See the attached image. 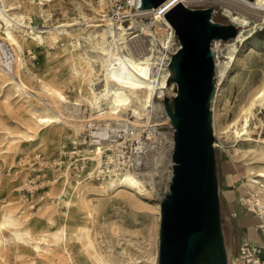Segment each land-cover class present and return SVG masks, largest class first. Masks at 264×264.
Returning a JSON list of instances; mask_svg holds the SVG:
<instances>
[{
	"label": "rangeland",
	"instance_id": "374dc122",
	"mask_svg": "<svg viewBox=\"0 0 264 264\" xmlns=\"http://www.w3.org/2000/svg\"><path fill=\"white\" fill-rule=\"evenodd\" d=\"M127 1L128 0H102L100 3L99 0H43L42 12L31 11L29 0H6V4L9 6L20 4L15 10L20 9L24 12L25 23H30L33 26H37L39 29H44L46 25L51 24L63 22L70 23L66 28L72 33L71 40H73L75 44L78 41L81 42L82 47L85 46L87 47L86 49L89 48L87 50L89 53H93L90 50V43L93 41V38L85 37V31L90 30L84 22L85 19L89 20L88 23H102L97 29L106 26L108 21L114 26L120 24L124 27H128L127 31L131 33L126 34V38L132 34L138 33L142 36L147 46L154 49L155 55H167L169 52L174 51L176 48L174 43L176 36L174 35L175 37H173L172 43H167V38H165L166 33L161 25H159L158 29H155V25L150 24L148 31L141 33L142 31L137 24L140 22L146 24L150 23L151 15H134L135 10L137 11L135 6H130L132 7L130 11L132 12L131 16L124 17L118 22L113 21L112 15L115 14L120 5L121 8L123 7L125 10L127 8L130 9L127 5ZM190 1L191 0H189L187 4L190 8H211V19L213 21L221 24H233L224 12L225 7H227L226 4L218 0H208L206 2L196 0ZM124 3L126 5H124ZM233 25L237 27V31L239 29L243 33V38L241 40L236 39L235 34L232 36V41H229V39L232 38L229 37L222 40L215 39L212 42L213 44L217 41V44H220V48H223V53L220 54V57L228 61L222 75H216L214 77L215 87L218 82L220 83V87L213 100V105L211 104V123L214 121V113H217L215 121L216 130H214L213 125L211 127L213 143H215L213 149L216 169L218 173H221L220 178L223 179L222 188L237 189L239 192L237 200L241 209L239 213L244 216L245 220L251 223L250 231L254 232L258 238L261 237L262 244H264V234L259 228H256L255 225L260 224V219L256 211L250 209L251 205L247 200L251 193L246 184L248 177L245 172L246 165L244 163V156L241 154V149L247 144L246 138L251 141L262 140L264 138V106L257 105L253 109V114L250 116L248 124V132H243L242 135L237 138H233L230 132L233 128L230 127L238 115L239 107L243 104L246 94L259 85L263 75L264 24H262L261 27L258 23L252 22L247 25ZM252 26H254L253 29H251ZM15 33H17L19 38L25 37V40L30 38L29 29H26V31L17 29ZM39 33L44 34V32ZM67 37V35L60 34L53 44L44 41L43 43H31L27 48H24L23 55L28 69L26 73H22V78L28 85L36 90H41L43 81H47L51 85L61 87L66 93L68 90L74 88L76 79L71 72V58L64 55L61 50V47L67 44ZM0 38L3 39L1 32ZM131 39L134 38L132 37ZM232 42L235 47L230 51V48L226 46ZM76 49L78 48L76 47ZM120 49H122L121 52L123 53L127 52L125 46ZM79 50L84 49L80 48ZM74 52L76 51H73V53ZM2 69L4 68L2 67ZM37 77L42 79L39 80ZM8 86L9 85H5V83H0V105L7 92ZM175 90V85L172 84L171 81L168 82L163 96H158V93L155 92L154 100L160 103V106L156 105L157 107H154L147 115L142 114L140 118L141 121L145 122L150 120V117L151 120H153L154 115L155 117H159L160 120L166 119L167 115L166 117L165 115L160 116V107L163 108L162 97L168 98L170 104H172V96ZM11 98H13V101L18 100L14 93L11 95ZM29 98L28 102H15L17 104L21 103L23 106L22 112H27L25 109L30 108L33 104L49 105V98L47 95L38 94V99ZM81 105H83V103ZM92 111L95 112L96 115V110ZM0 116V159L3 158L0 164V174L7 178L6 183L3 182L0 184V209L3 205L11 203L16 207L15 203L17 202V207L14 211L16 214L20 213V196L24 183L29 179L31 185L34 184L38 181V177H41L40 172L43 171L46 174L44 178H54L44 183L45 190H48L47 197L38 201L37 195H39L40 191L44 188L42 186L40 187L39 183H36L34 187L30 186L29 188L35 189L33 193L34 196L32 195L35 204L29 209L26 208L27 210L25 209V212L21 214H27L28 216L32 212H37L38 208L45 204H47V207H50V205L55 206L61 212L67 210L68 206L65 203V199L75 196L80 189L81 183L86 180L80 178L78 182L75 183V176L71 173L69 174L70 169L69 171L67 169L70 161V144L76 137H78L79 140L81 139L79 132L81 128L75 130L71 125L66 124L63 128L64 135L63 144L61 146L56 145L50 140L25 141V139L19 138L18 140L8 141L4 126H9L10 129L17 128L19 116L14 115V113L8 114V112L3 110L2 106H0ZM67 116L70 118L69 115ZM96 117L99 116L96 115ZM126 118L132 121V117L130 118L129 115ZM3 122H6V125ZM228 124L230 127H228ZM14 142L19 145L18 149L13 150ZM80 152L76 153L81 155L82 153ZM38 154L40 156H37ZM35 159H43V161L47 159L55 164L45 167L44 162ZM150 164L153 166L154 162L151 161ZM154 172L155 170L153 169H146L144 172L146 174L138 176L142 180L144 186L149 189L150 196L153 198V200L144 199V208H130L126 205L116 203L113 198H102L94 201L95 203L98 201L100 206L103 205V207L98 210L93 217L92 244L102 255L112 258L113 262L114 260L117 261L115 264H157L160 204L157 202L159 207V212L157 213L153 202L157 200L159 194L157 187L163 188V185L166 184V172L163 175H160V172ZM56 174H61V176H63L54 177ZM136 174L138 175V173ZM154 180L157 184L153 188H150ZM92 181L95 183L98 182ZM241 197H243V200H240ZM28 198L31 197L29 196ZM44 208L45 207H43L42 210ZM222 209V212L226 214L227 211H225L224 207H222ZM71 211L72 209H70V212ZM36 214L37 213H34L31 217ZM235 217L236 212H232L231 216L223 217V223L221 222V227L224 226L225 228L223 235L226 245V259L233 264L238 262V244L240 245L241 242L236 235L237 231L234 225ZM231 231L234 237L229 234ZM2 234L5 238V243L0 245V264H30L35 257L32 249L24 243H17L14 241L6 228L2 229ZM84 241V238L77 240L75 237L67 240V245L74 261L75 256H78L79 252L83 249L82 245ZM44 246L47 247L45 244ZM155 247L156 255L153 251ZM50 248V255L45 258L44 263H41L40 257L37 256L36 262L32 264L67 263V261L63 259L65 254L62 252L59 245L53 244ZM81 257V264H89L90 259H93L89 253H84ZM59 259L63 260L60 261Z\"/></svg>",
	"mask_w": 264,
	"mask_h": 264
},
{
	"label": "bare ground",
	"instance_id": "6f19581e",
	"mask_svg": "<svg viewBox=\"0 0 264 264\" xmlns=\"http://www.w3.org/2000/svg\"><path fill=\"white\" fill-rule=\"evenodd\" d=\"M99 1L101 3L102 0ZM130 1L135 5L137 3V0ZM188 1L177 0L173 2L171 0H163L159 7H164V9L159 14L156 13L158 5L147 9L135 10L134 15H151L150 23L140 22L137 24L142 31L141 33L148 31L150 24H154L155 29H158L159 25H161L166 33V42L172 43L174 30L165 18V13L176 3H182L187 6ZM196 1L206 2L208 0ZM218 1L226 4L227 7H225L224 12L233 24L247 25L252 22L258 23L260 27L264 24V0ZM29 2L31 11L42 12L43 0H29ZM19 6L20 4L9 6L6 4V0H0V32L4 41L10 45L14 57L11 73L0 66V83L9 85L0 106L8 114L14 113V115L19 116L17 128L10 129L9 126H4L8 141L18 140L19 138H23L25 141L50 140L61 146L63 144V128L66 124L71 125L75 130L81 128L82 119L79 118L77 110L82 103L91 110H96V115L101 118L128 120L126 117L132 115V123L134 124L142 122L140 119L142 114L147 115L154 107L160 106V103L154 100L155 92L158 93V96L164 95L170 70L168 67L163 66L158 69L155 68L154 64L161 55H155L154 49L147 46L141 35L135 33L126 38V34L131 33L127 31L128 27L120 24L114 26L108 21L106 26L97 29L102 23H88L89 20L85 19L84 22L90 29L86 30L87 32L85 31V37L93 38L90 43V50L93 53H89L87 51L89 48L86 49L87 47L85 46L83 48L81 42L78 41L75 44L71 40L72 33L66 28L70 23L51 24L46 25L44 29H39L37 26L25 23L24 12L20 9L15 10ZM253 28L254 26L251 27V29ZM17 29H22L23 31L29 29L30 38L28 40H25V37L19 38L17 33H15ZM39 32H44V34ZM60 34L68 36L66 39L67 44L62 46L61 50L64 55L71 58V72L76 79L74 88L68 90L69 93L68 91L66 93L61 87L43 81L42 89L36 90L22 78V73H26L28 69L23 50L31 43L48 41L49 44H53ZM132 37L134 39H131ZM235 38L238 40L243 38V33L239 29ZM232 40L233 37L229 39V41ZM211 44L210 49L212 48L211 51L214 58L215 76H221L228 61L220 57V54L223 53V48H220V44H217V41L212 44V47ZM123 46L127 48L125 53L121 52L122 49H120ZM226 47L232 51L235 46L232 42ZM80 48L84 50H79ZM73 51L76 52L73 53ZM37 78L39 80L42 79L40 77ZM219 87L220 83L218 82L216 87L214 86V94L211 99L212 105ZM13 93L18 100L13 101V98H11ZM38 94L47 95L49 101L46 99L49 105L33 104L30 108L25 109L27 112H22V101L28 102L29 97L38 99ZM19 101L21 103L17 104ZM257 105L264 106V70L259 85L246 94V98L239 107L238 115L232 126L230 127L228 124V127H233L230 131L233 138L241 136L243 132H248L250 116ZM216 118L217 113H214V121L212 122L214 130H216ZM165 120L169 123L171 121L168 115ZM3 123L6 125V122ZM246 143V146L241 149V154L244 156L246 165L245 172L248 177L246 184L251 193L247 200L251 205L250 209L256 211L260 224L264 227V138L254 141L246 138ZM18 148L19 145L14 142L13 150ZM86 151L88 149L84 148V152ZM2 161L3 158L0 159V164ZM99 161L98 154H95L91 159L92 163H98ZM172 166L169 172L165 174L166 184L163 185V188L157 187L159 194L157 200L153 202L157 213L159 212L157 202L160 204L164 194L168 192ZM136 173L135 170H125L112 174L96 183L91 179L84 180L75 196L64 198L68 208L62 212L55 206L50 205V207H47V204H45L40 206L37 212H32L27 216V214H16L14 209L17 207V202L15 203L16 207L12 203L3 205L0 209V245L5 243L2 229L6 228L14 241L24 243L32 249L35 257L30 264L36 262L37 256L40 257V262L44 263L45 258L50 255V246L53 244L61 247L62 252L65 254L63 259L67 261L66 264H81V256L84 253H89L93 258L90 259L89 264L117 263L115 260L113 262L112 258L98 252L92 244L93 217L103 207V205L100 206L98 201L96 203L94 201L102 198H113L116 203L130 208H144V199L153 200V198L150 196L149 189L144 186ZM3 182L6 183L7 178L0 174V184ZM152 183L150 188L157 184L155 180ZM43 207L45 208L42 210ZM70 209H72L71 212ZM34 213L37 214L31 217ZM74 237L77 240L85 239L82 245L83 249L78 256H75V261L72 259L67 245V240ZM255 241H259V238ZM153 251L156 255V247ZM59 264L62 263L60 262Z\"/></svg>",
	"mask_w": 264,
	"mask_h": 264
},
{
	"label": "water",
	"instance_id": "95a60500",
	"mask_svg": "<svg viewBox=\"0 0 264 264\" xmlns=\"http://www.w3.org/2000/svg\"><path fill=\"white\" fill-rule=\"evenodd\" d=\"M163 0H137L136 9ZM179 47L172 53L167 82L172 104L163 98L173 132L172 171L160 201L157 264H228L221 227L211 123L215 65L210 44L237 32L211 19V8L176 3L165 13Z\"/></svg>",
	"mask_w": 264,
	"mask_h": 264
},
{
	"label": "built area",
	"instance_id": "2783aa9c",
	"mask_svg": "<svg viewBox=\"0 0 264 264\" xmlns=\"http://www.w3.org/2000/svg\"><path fill=\"white\" fill-rule=\"evenodd\" d=\"M177 1V0H171ZM124 5H126L124 3ZM127 5L134 7L130 0L127 1ZM132 7L126 10L117 8L114 15H112L113 21L118 22L124 17L131 16ZM122 11H121V10ZM164 7H156V13H162ZM175 37V36H173ZM175 49L169 52L167 55H161L156 61L155 68L161 66L168 67L170 56L179 47V42L175 38ZM14 57L10 45L0 38V66L7 72L11 73V67L13 66ZM170 73L167 78H169ZM175 93V92H174ZM173 93V94H174ZM164 98V97H162ZM79 118L82 119V127L80 131L79 140L78 137L72 140L70 144V161L67 169L73 176H75L74 182L77 183L80 178L91 179L99 181L108 178L110 175L125 171L135 170L138 176H142L146 173V169L155 170L154 173L160 172L163 175L165 172H169L172 166V152H173V132L174 128L171 123L165 119L160 120L159 117H153V120H147L138 124L132 123L131 120H110L106 118L96 117L95 112L89 109L85 104L79 105L77 110ZM167 115L165 109H160V116ZM129 117L133 118L132 115ZM157 119V120H155ZM82 147V148H79ZM84 148L88 151L84 152ZM81 151V152H80ZM76 152L82 153L78 155ZM99 155L100 161L98 163H92L91 159ZM37 156H40L39 154ZM72 158V159H71ZM44 162V166H53L55 163L45 159H35ZM153 161L152 166L150 162ZM45 172L41 171L38 181L31 185V181L28 179L22 187V194L20 196V213H24L25 209H29L34 206L33 193L36 183L44 189L40 191L38 201L45 199L48 195V190H45L44 183L50 180L45 177ZM54 177H62L61 174H56ZM33 182V181H32ZM33 195V196H32ZM31 198H28V197ZM243 200V197L240 198ZM26 209V210H27ZM256 228L264 234L261 224H256ZM238 262L235 264H264V244H255L248 240H242L238 246Z\"/></svg>",
	"mask_w": 264,
	"mask_h": 264
},
{
	"label": "crops",
	"instance_id": "0c3cea01",
	"mask_svg": "<svg viewBox=\"0 0 264 264\" xmlns=\"http://www.w3.org/2000/svg\"><path fill=\"white\" fill-rule=\"evenodd\" d=\"M216 176H217V183H218V195H219V202H220V215H221V222L223 223V217L225 216H231L232 212H236V217L234 218L235 222V228H236V235L238 236L239 240H248L255 244H262V238L259 237V241H255L258 239V237L254 234V232L250 231V222L245 220L244 216L239 213L240 206L238 203V196L239 192L237 189H229V188H222L223 179L220 178L221 173L217 172L216 169ZM227 178V177H226ZM222 207H224L225 211H227L226 214H224L222 211ZM223 231H225L224 226ZM229 234L234 237L232 231L229 232ZM257 238V239H256ZM239 246V244H238ZM228 264H231L228 262Z\"/></svg>",
	"mask_w": 264,
	"mask_h": 264
}]
</instances>
